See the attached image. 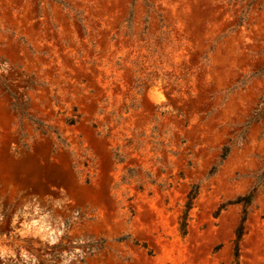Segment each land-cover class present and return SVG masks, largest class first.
Segmentation results:
<instances>
[{"label": "rangeland", "instance_id": "374dc122", "mask_svg": "<svg viewBox=\"0 0 264 264\" xmlns=\"http://www.w3.org/2000/svg\"><path fill=\"white\" fill-rule=\"evenodd\" d=\"M263 108L264 0H0V264H231L240 207L214 213L264 167ZM33 200L56 244L13 235ZM238 264H264L260 193Z\"/></svg>", "mask_w": 264, "mask_h": 264}, {"label": "trees", "instance_id": "16d2710c", "mask_svg": "<svg viewBox=\"0 0 264 264\" xmlns=\"http://www.w3.org/2000/svg\"><path fill=\"white\" fill-rule=\"evenodd\" d=\"M52 1H57V0H52ZM240 22H241V20H240ZM9 96L12 99H14L12 94L9 93ZM14 107H15V105L13 106V108ZM16 107L18 109H21V107L17 104H16ZM19 111H20L21 115L23 116L24 115L23 110H19ZM263 118H264V108L262 110H258L256 112H254L252 118L248 121V124L246 126H248L251 122H254L257 124ZM74 123H75V121H73V120L69 121V124H71V125ZM228 152H229L228 148H223L222 153L219 157L220 161H223L226 158ZM114 160L118 161V163L121 162V160L119 159V157L117 155L114 156ZM132 177H133L132 171H130V172H128V174L126 176H124L122 178L121 182L123 184H130L132 181L136 182V180H131ZM263 184H264V167H263L262 171L260 172V174H258L255 177V179L253 180V182L250 186V189L248 190V192L246 194H244L243 196H239L234 201L222 203L217 208L216 212L214 213V217H217L219 215V213L221 211L225 210V208L229 205H238L240 207L239 220H238L237 226L233 232L234 241L232 243V248H231V258H232L231 264H238L239 243H240L242 235L244 233V225L246 222L247 212H248L249 208L252 206L254 199H255L257 194L260 193L264 196ZM138 189L139 190L142 189V184L138 185ZM196 197H197V187L192 186L190 188V190L188 191V193L186 194L185 203L182 207V211L180 213V216L177 219V232L181 238H184L187 235L188 224L191 220L190 211L193 208L194 200L196 199ZM127 239H128L127 237L121 238L119 240V242H124ZM134 245H137V244L134 242ZM88 251H90V249ZM148 254H150V252H148ZM41 263L42 264H51L49 261H46V259H41Z\"/></svg>", "mask_w": 264, "mask_h": 264}, {"label": "clouds", "instance_id": "9594fccd", "mask_svg": "<svg viewBox=\"0 0 264 264\" xmlns=\"http://www.w3.org/2000/svg\"><path fill=\"white\" fill-rule=\"evenodd\" d=\"M154 99L157 102L163 100V97L156 93ZM61 202L56 201L55 207H60ZM39 205L33 200L32 203H24L21 208L17 209L11 219V226L14 228L13 235H19L20 237H39L41 241H47L49 245L56 244L59 237L63 234L62 224L59 228L49 223V213L43 212ZM2 219V217H0ZM20 222L19 229H15L17 222ZM14 252L5 246H0V258L14 256ZM21 257L24 260V264H37L36 258L30 256L27 252L21 251ZM72 257L69 256V259ZM63 264H68V261H63Z\"/></svg>", "mask_w": 264, "mask_h": 264}]
</instances>
